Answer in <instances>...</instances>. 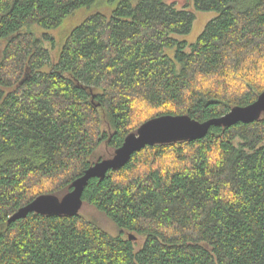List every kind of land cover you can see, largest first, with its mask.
Returning <instances> with one entry per match:
<instances>
[{
    "label": "trees",
    "instance_id": "16d2710c",
    "mask_svg": "<svg viewBox=\"0 0 264 264\" xmlns=\"http://www.w3.org/2000/svg\"><path fill=\"white\" fill-rule=\"evenodd\" d=\"M94 1L0 0V264H264V112L146 145L89 179L82 204L102 223L80 210L8 222L37 196L70 191L148 119L202 122L264 90V0H192L217 14L189 45L175 37L195 18L185 6L114 0L71 29L52 63L54 38L33 26L56 29Z\"/></svg>",
    "mask_w": 264,
    "mask_h": 264
},
{
    "label": "water",
    "instance_id": "95a60500",
    "mask_svg": "<svg viewBox=\"0 0 264 264\" xmlns=\"http://www.w3.org/2000/svg\"><path fill=\"white\" fill-rule=\"evenodd\" d=\"M262 112H264V90L255 101L244 106H234L222 116L202 122L193 120L185 114H163L150 118L142 123L136 132L128 134L111 157L99 159L90 164L80 176L73 180L70 191L60 198L52 194L39 195L21 206L8 218V222L23 218L30 212L43 215L76 214L82 206V193L89 179L103 177L108 170L122 167L134 152L140 151L146 145L198 139L203 137L211 126L249 123L256 120ZM128 238L134 240L136 237L129 233Z\"/></svg>",
    "mask_w": 264,
    "mask_h": 264
},
{
    "label": "rangeland",
    "instance_id": "374dc122",
    "mask_svg": "<svg viewBox=\"0 0 264 264\" xmlns=\"http://www.w3.org/2000/svg\"><path fill=\"white\" fill-rule=\"evenodd\" d=\"M166 1L175 2L176 6L180 8L185 6L187 10L194 13L195 18L190 31L183 35H175V37H177L178 39L185 40L188 45L195 41L199 33L203 30L205 24L210 19L215 17L217 14L216 11H201L194 9L192 0H166ZM115 4L116 2L114 0H95L90 6L76 9L72 14H70L68 17L64 19V21L60 24L59 27L53 30H48L38 25H34L33 30L37 36L41 37L42 34L45 33L51 35L54 38L53 45L52 42L48 39L45 40V44H44L50 50L51 62L53 63L56 61L60 48L65 40V37L74 26L79 24L86 17H89L95 13H102L105 15H109L113 10ZM187 49H189V46L187 47ZM167 51L171 55L174 52L173 49H169ZM100 153H102V150H100ZM80 213L88 219H95L99 223L104 222L102 216L92 207L86 204H82L80 208ZM104 226L112 233H115V228H113L112 225L104 224Z\"/></svg>",
    "mask_w": 264,
    "mask_h": 264
}]
</instances>
